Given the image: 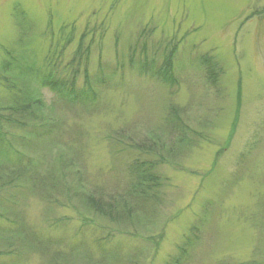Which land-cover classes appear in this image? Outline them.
Instances as JSON below:
<instances>
[{
    "label": "rangeland",
    "instance_id": "1",
    "mask_svg": "<svg viewBox=\"0 0 264 264\" xmlns=\"http://www.w3.org/2000/svg\"><path fill=\"white\" fill-rule=\"evenodd\" d=\"M79 42L98 94L88 108L54 102L39 82L75 71L80 88ZM172 47L168 85L151 72ZM203 55L220 70L214 85ZM20 90L38 104L26 127H2L0 167L14 180L0 183V264H48L54 249L62 264H172L188 237L178 264H264V0H0V105ZM170 105L184 142L165 125ZM136 155L157 192L132 222L91 215L83 194L121 193ZM17 159L33 186L11 177ZM16 227L48 250L21 245Z\"/></svg>",
    "mask_w": 264,
    "mask_h": 264
},
{
    "label": "trees",
    "instance_id": "2",
    "mask_svg": "<svg viewBox=\"0 0 264 264\" xmlns=\"http://www.w3.org/2000/svg\"><path fill=\"white\" fill-rule=\"evenodd\" d=\"M70 38L66 42H69ZM173 47L168 48L163 56L162 63L159 67L152 69L151 76L158 78L161 82L168 85L174 84V76L172 72V56H173ZM8 60L2 64V71L12 72L9 69L13 57L10 53H7ZM77 58L79 61L84 62L83 70V85L80 88H77V76L76 72L73 71L70 76L66 78L57 76L54 73V69H51L46 74H43L39 77L40 85L46 87L50 92L53 93L54 102L66 103L69 106H81L82 108H88L90 104L96 101L98 96L97 91L93 88L92 84L89 81L86 65L88 60V47H82L78 44L76 51L73 54V58ZM47 66L53 65L50 58L46 56ZM202 66L204 77L206 82L214 85L219 76V68L217 67L216 62L209 55H203L199 59ZM19 68H17L18 70ZM9 89H13L15 85L9 87L8 84L5 85ZM17 93V92H16ZM21 95H18L17 98L10 101L5 105H0V142L4 140V134L2 133L4 123L14 124L15 126L21 125L19 128L26 127L24 119L27 117L33 116V109L31 106L38 104L37 99L31 98L30 94L27 91L20 92ZM22 96V97H20ZM31 109V110H30ZM34 119V117H32ZM178 110L175 106L170 105L168 114L165 117V125L168 129L171 130L174 135L177 136L178 142H184L186 140V132H189L187 129H179ZM34 127V126H33ZM186 130V131H185ZM183 133V134H181ZM180 134V135H179ZM151 144V143H150ZM145 144L144 148L139 145L126 144L128 147H132L135 152L143 153H156L159 157V151H155V148L152 145ZM16 166L18 167V172L14 173L11 177H21L23 176L27 182L31 183L33 186L35 183V178L32 171H28L27 167L24 165L23 169L21 167L23 160L17 159ZM29 165L31 163H28ZM32 165V164H31ZM30 165V166H31ZM5 167V166H4ZM125 171L129 174L130 183L125 187L126 189L119 192H110L104 193L102 190L99 192H91L83 194L82 203L84 208L90 212L91 215H97L102 218H105L112 223H127L132 222V218L135 213L137 214L141 208H144L147 205V201L153 197L158 189V174L155 173V167L149 161L141 160L139 155H136L129 163L125 166ZM28 171V173H27ZM6 183L14 180L6 178V171L4 173L3 167H0V183ZM12 182V181H11ZM10 183V182H9ZM134 213V214H133ZM19 226H22L19 225ZM18 227L14 228L15 233H21L20 243L24 245L25 243L36 244L39 248H49L48 244H51V240H44L38 235L29 232L27 229H22L21 232H18ZM194 230V228L192 229ZM191 230V231H192ZM190 235H194L192 232ZM191 243V238L188 237L183 246L180 248L179 255L176 256L172 264L180 263L182 257H184L187 246ZM63 258L62 252L60 249H54L49 258L48 264H62L61 261Z\"/></svg>",
    "mask_w": 264,
    "mask_h": 264
}]
</instances>
